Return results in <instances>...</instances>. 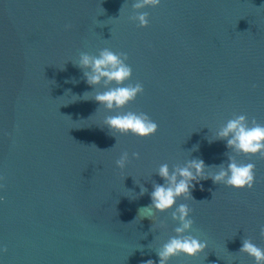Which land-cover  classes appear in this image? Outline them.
<instances>
[{
    "label": "water",
    "instance_id": "water-1",
    "mask_svg": "<svg viewBox=\"0 0 264 264\" xmlns=\"http://www.w3.org/2000/svg\"><path fill=\"white\" fill-rule=\"evenodd\" d=\"M132 3L0 0V264H158L155 249L177 222L171 211L138 210L164 182L159 165L227 164L226 141L209 142L215 131L239 114L264 124V0ZM137 11L147 27L132 19ZM105 47L127 53L126 83L144 87L121 111L147 113L154 135L111 133L102 120L116 113L83 98L103 85L90 86L70 60ZM236 158L255 164L254 187L209 178L194 199L180 198L208 247L169 264H255L239 249L246 238L264 248V155Z\"/></svg>",
    "mask_w": 264,
    "mask_h": 264
},
{
    "label": "clouds",
    "instance_id": "clouds-1",
    "mask_svg": "<svg viewBox=\"0 0 264 264\" xmlns=\"http://www.w3.org/2000/svg\"><path fill=\"white\" fill-rule=\"evenodd\" d=\"M160 4L161 0H133L132 8L140 10L146 7H157ZM132 19L137 20L142 27H147L149 24L147 12L137 11ZM127 60V53H117L105 47L99 51L98 55L81 52L77 59L70 61L83 71V76L90 86L96 88L103 85L102 91L86 92L83 96L84 99H94L109 112L116 113L104 116L102 124L107 126L111 133H131L147 138L158 131V124L145 112L121 111L144 91L143 84L140 82L126 83L131 81L133 75V69ZM217 139L226 141L227 148L230 149L226 153L227 164L209 166L199 157H188L183 164L170 168L168 163H162L156 170L164 182L154 183L150 192L151 203L141 207L138 215L143 218H152L155 212L171 211V219L177 222L174 228L175 235L169 236L155 249L159 257L158 264H169L172 257L180 254L197 256L208 247L207 241H202L191 234L194 219L191 217L192 209L189 204L178 203L180 198L194 199L192 190L197 183L210 178L214 183H223L237 189L254 187L255 164L241 163L236 157L240 153L264 155V124L255 119L249 123L248 117L244 114L235 115L215 131L209 142ZM198 150L199 144H196L189 151ZM132 155L139 158L140 153L135 152ZM129 161V153L123 151L115 163L123 169ZM146 191L147 189L141 184L140 194ZM261 231L264 233V228ZM239 252L254 258L255 264H264V248L258 246L252 239H243ZM234 262L235 258H232L228 264H234ZM145 264H157V262L149 259Z\"/></svg>",
    "mask_w": 264,
    "mask_h": 264
},
{
    "label": "snow or ice",
    "instance_id": "snow-or-ice-1",
    "mask_svg": "<svg viewBox=\"0 0 264 264\" xmlns=\"http://www.w3.org/2000/svg\"><path fill=\"white\" fill-rule=\"evenodd\" d=\"M161 2H162V0H161Z\"/></svg>",
    "mask_w": 264,
    "mask_h": 264
}]
</instances>
